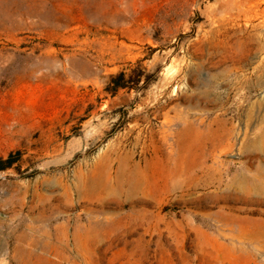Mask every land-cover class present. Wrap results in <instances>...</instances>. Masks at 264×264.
<instances>
[{"label": "rangeland", "instance_id": "1", "mask_svg": "<svg viewBox=\"0 0 264 264\" xmlns=\"http://www.w3.org/2000/svg\"><path fill=\"white\" fill-rule=\"evenodd\" d=\"M262 1L0 0V264H264Z\"/></svg>", "mask_w": 264, "mask_h": 264}, {"label": "bare ground", "instance_id": "2", "mask_svg": "<svg viewBox=\"0 0 264 264\" xmlns=\"http://www.w3.org/2000/svg\"><path fill=\"white\" fill-rule=\"evenodd\" d=\"M262 2H264V1H262ZM259 5H260V2H257V4H255V6H254L255 8L254 9H250L249 12L252 13V16H253L254 19H258L259 20V22H257L255 25H253V28L256 29V30L257 29H263V31H264V9H260ZM250 7L253 8V5H251ZM240 15H241V13H240V11H238L236 13V15L233 17L232 21H231L233 23H231L228 20H223L221 22V24H219V25H224L225 29L228 28L227 26L232 28V27L236 26V24L238 23V20H240ZM252 16H250L249 18L247 17L245 20L247 22H249V21L252 22V19H253ZM204 31L206 32V30H204ZM263 36H264V33H263ZM101 158H103V157H101ZM103 161H105V160H103ZM100 162H102V160ZM105 164H107V163H105ZM99 165H100V163H99ZM119 165H120V163H119ZM98 169L100 170V166H99V168L95 167V169L92 171V174L85 180V182L82 185V188L86 189V190L82 189V190H84L86 195H89L90 193L91 194L92 193H94V194L98 193L99 189L108 187V185H106V184H108V182L106 181L107 179L103 180L102 175H101V177H99L100 174L99 175L97 174ZM121 169H122V166L120 165L119 169L116 171L117 176L119 175V177H122L124 175V173L122 172ZM135 169H136V167H135ZM108 170L105 168V172H103V171L102 172L103 173H107ZM125 171L126 170H124V172ZM139 171H141V170H139ZM139 171L137 170V173ZM109 173H108V175H109ZM134 174H133V170H132V173L130 171V173H127V176L125 175L126 176L125 182H122L123 183V190H122L123 191V195L126 197V199H128V200L131 199L132 203L141 200V198H140L141 194H147V192H148V186H147L146 180L141 178V177L140 178L136 177L137 175L135 176ZM117 176H115V177H117ZM141 176H142V174H141ZM87 193H89V194H87Z\"/></svg>", "mask_w": 264, "mask_h": 264}, {"label": "trees", "instance_id": "3", "mask_svg": "<svg viewBox=\"0 0 264 264\" xmlns=\"http://www.w3.org/2000/svg\"><path fill=\"white\" fill-rule=\"evenodd\" d=\"M121 77H123V74H120ZM125 85L118 84L116 88L118 87H124ZM21 159V152H11L5 157H0V171L6 170L11 168L15 163L19 162Z\"/></svg>", "mask_w": 264, "mask_h": 264}]
</instances>
